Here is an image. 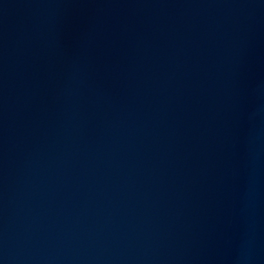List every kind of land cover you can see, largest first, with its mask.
Wrapping results in <instances>:
<instances>
[{"label": "water", "instance_id": "95a60500", "mask_svg": "<svg viewBox=\"0 0 264 264\" xmlns=\"http://www.w3.org/2000/svg\"><path fill=\"white\" fill-rule=\"evenodd\" d=\"M0 264H264V0H0Z\"/></svg>", "mask_w": 264, "mask_h": 264}]
</instances>
